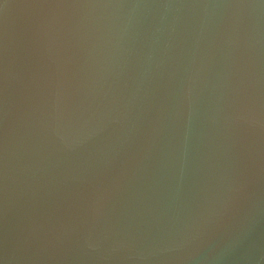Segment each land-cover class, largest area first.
I'll use <instances>...</instances> for the list:
<instances>
[{
	"label": "water",
	"instance_id": "1",
	"mask_svg": "<svg viewBox=\"0 0 264 264\" xmlns=\"http://www.w3.org/2000/svg\"><path fill=\"white\" fill-rule=\"evenodd\" d=\"M0 264H264V0H0Z\"/></svg>",
	"mask_w": 264,
	"mask_h": 264
}]
</instances>
